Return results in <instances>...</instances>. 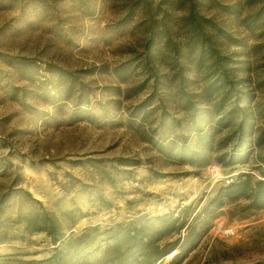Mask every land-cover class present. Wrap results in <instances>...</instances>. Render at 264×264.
Segmentation results:
<instances>
[{
	"label": "rangeland",
	"instance_id": "rangeland-1",
	"mask_svg": "<svg viewBox=\"0 0 264 264\" xmlns=\"http://www.w3.org/2000/svg\"><path fill=\"white\" fill-rule=\"evenodd\" d=\"M146 1L0 0V231H6L0 264L53 252L45 232L26 233L17 221L29 208L41 205L62 226L70 221L66 211L75 210L68 233L79 234L183 206L193 216L240 174L264 178V142L256 136L264 105V19L250 22L264 0H196L203 35L238 79L239 105L253 111L259 128L244 136L247 160L234 165L219 159L230 144H216L230 129L208 131L218 150H208L201 168L168 161L145 139L171 131L197 149L206 140L171 87L161 84L166 74L176 79L183 71L186 90L201 93L196 52L186 45L189 0ZM194 100L197 107L205 103L202 96ZM203 117L195 116L198 128ZM172 118L179 127H167ZM121 157L137 162L120 164ZM191 224L194 248L175 264L264 263V208L239 199Z\"/></svg>",
	"mask_w": 264,
	"mask_h": 264
},
{
	"label": "trees",
	"instance_id": "trees-1",
	"mask_svg": "<svg viewBox=\"0 0 264 264\" xmlns=\"http://www.w3.org/2000/svg\"><path fill=\"white\" fill-rule=\"evenodd\" d=\"M151 1L148 0L146 3ZM195 4L196 0H189V13L185 19L190 25L188 29L190 36L186 40V45L189 52L192 50L196 52V56L192 58L193 73L199 74L203 80L200 86L201 93H189L186 90V77L183 71L177 73L176 79L166 74V81L161 84H164L168 90L171 87L177 97L178 105H181L182 110L190 113L189 122L196 135L200 138L206 137L202 145L204 148L197 149L183 134L174 135L171 131L157 139L150 135L145 139L151 142L168 161L187 163L192 167L201 168L210 161L208 150L216 149L211 135L206 133L208 131L210 133V130L215 132L229 128V134L216 143L218 149L221 148L220 146L230 144L228 151L219 159L225 158L223 161L225 165L243 163L247 160L251 148L248 146L240 149L241 144L245 135L255 136L259 130L251 121L256 115L252 114L253 111L247 112L245 107H240L239 100L242 93L237 87L239 81L227 63L223 62L224 56L212 45L210 38L203 35L200 17L194 16ZM262 19H264V4L253 14L250 22L260 24ZM146 59L149 61L148 53ZM156 84L157 78L152 84L153 89L157 88ZM200 96L204 98L205 103L202 107H197L194 98ZM200 112L204 113V127L198 128L194 119ZM258 114L262 125L260 136H256L264 142V105L259 108ZM179 124V121L172 118L168 121L167 127H179ZM136 162L134 159L122 157L118 159V163L125 165H135ZM26 195L29 196L27 199L29 205L30 200L33 199L28 191ZM239 199L247 200L256 209L264 208V178L257 179L250 174H240L229 184L221 186L193 216L188 214L190 206H183L162 214H141L107 228L87 226L79 234L68 233L75 210L66 211L70 221L62 226L52 214L39 205L37 208H29L17 213V221L22 223V229L26 233L45 232L54 245L53 252L45 259L20 261L19 264H175L194 248V241L198 235L191 221H197L203 216L211 217L223 206ZM37 203L40 204L38 201ZM8 218V216L4 217V219ZM5 233L6 231H0V237ZM174 251L177 253L173 259L165 263V257ZM1 259L11 260L10 256H3Z\"/></svg>",
	"mask_w": 264,
	"mask_h": 264
}]
</instances>
